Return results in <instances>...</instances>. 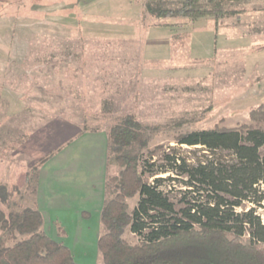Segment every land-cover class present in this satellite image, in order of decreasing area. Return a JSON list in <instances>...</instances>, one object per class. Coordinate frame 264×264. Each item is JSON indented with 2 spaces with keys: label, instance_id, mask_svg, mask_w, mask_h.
Listing matches in <instances>:
<instances>
[{
  "label": "rangeland",
  "instance_id": "1",
  "mask_svg": "<svg viewBox=\"0 0 264 264\" xmlns=\"http://www.w3.org/2000/svg\"><path fill=\"white\" fill-rule=\"evenodd\" d=\"M142 1L0 0V214L3 216L31 207L36 167L53 145L48 139L26 146L18 143L33 128L32 122L43 123L57 116L82 128L107 131L123 116L133 115L142 126L141 134L125 150L140 152L142 162L147 150L161 146L152 159L153 168L164 164L158 159L162 151L177 146L175 138L187 130L242 123L264 127V121L257 123L249 117L250 108L264 100L255 86L260 80L258 72L264 68V49H260L264 44L257 41L260 50L250 52V70L237 62L227 64L225 70V64L219 61L189 57L185 53L186 33L192 22L178 21L179 17L144 15ZM232 7L252 12L254 8H264V0H239ZM159 23L176 25L173 53L165 52L164 60L149 56L145 50L152 36L147 27ZM220 41L218 38L217 45ZM236 51L231 56H239ZM18 102H25L22 110H18ZM144 141L146 145L141 146ZM26 148H31L30 156L22 153L12 159L17 170L12 179L5 177L4 167L11 151ZM180 148L182 153L193 157L194 148L186 145ZM199 154L202 150L195 152ZM28 162L33 166L28 170L29 180L24 182L21 170L27 168ZM119 169L110 156L107 175H118ZM167 174L161 173V177ZM174 185L172 193L178 194L180 183L175 181ZM161 188L168 189V181ZM138 198V194L126 198L128 210L137 204ZM248 206H255L264 222V194L260 205L243 202L238 210ZM26 236L2 229L0 223V237L6 245ZM122 237L129 243L140 239L128 226ZM95 264L103 262L99 259Z\"/></svg>",
  "mask_w": 264,
  "mask_h": 264
},
{
  "label": "trees",
  "instance_id": "2",
  "mask_svg": "<svg viewBox=\"0 0 264 264\" xmlns=\"http://www.w3.org/2000/svg\"><path fill=\"white\" fill-rule=\"evenodd\" d=\"M238 1L143 0L142 14L218 20L239 13L232 7ZM249 117L264 121V103L250 108ZM141 129L133 115H125L106 131L107 157L120 169L106 178L97 240L103 264H264V222L255 206L238 210L243 202L260 205L263 198L264 127L242 123L187 130L175 138L177 146L162 151L158 159L164 164L156 168L152 159L161 146L147 150L142 162L140 152L125 150L139 140ZM181 145L194 148L193 157L182 153ZM197 150L202 154L195 155ZM175 181L178 194L172 193ZM135 194L137 204L128 210L126 198ZM0 215L2 229L27 235L11 245L0 237V264H83L46 234L35 206ZM126 226L139 241L122 237Z\"/></svg>",
  "mask_w": 264,
  "mask_h": 264
},
{
  "label": "crops",
  "instance_id": "3",
  "mask_svg": "<svg viewBox=\"0 0 264 264\" xmlns=\"http://www.w3.org/2000/svg\"><path fill=\"white\" fill-rule=\"evenodd\" d=\"M232 17L235 18L233 21L230 19ZM179 18L178 21H188ZM263 21V7L254 8L252 12L241 8L239 13L218 20L213 17L198 18L186 33L188 46L185 53L189 57L219 61L225 64V70L228 68L227 64L236 62L243 69L250 70V52L264 49ZM175 27V24L172 26L167 23L147 27L146 31L152 35L145 47L149 56L162 57L164 60L163 54L171 53ZM218 38L221 39L219 45ZM257 41L263 45L260 49ZM235 49L239 53L237 57L231 56ZM258 73L260 80L255 86L258 93L264 95V68ZM260 102L264 103V100ZM24 103L18 102V110L23 109ZM10 106L11 104L8 105L9 109L13 108ZM31 124L33 128L18 141L21 146L44 139L51 140L53 144L48 147L46 157L36 167L31 206H35L42 215V229L51 238L67 245L75 261L95 264L99 260L97 240L101 231L100 212L105 201L108 170L106 130L82 128L68 118L57 116L43 123ZM26 149L11 151L4 167L5 177L12 179L17 170L12 159L22 153L30 156L31 148ZM30 162L26 169H20L24 182L30 178L28 170L33 166L29 165ZM2 187L4 190V186ZM57 225L63 228L62 234Z\"/></svg>",
  "mask_w": 264,
  "mask_h": 264
}]
</instances>
